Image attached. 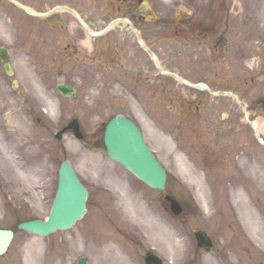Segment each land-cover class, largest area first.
I'll return each instance as SVG.
<instances>
[{"label":"rangeland","instance_id":"obj_1","mask_svg":"<svg viewBox=\"0 0 264 264\" xmlns=\"http://www.w3.org/2000/svg\"><path fill=\"white\" fill-rule=\"evenodd\" d=\"M226 1L235 17L243 16L245 25L259 32L261 43L256 44L262 54L264 0ZM11 27L8 18L0 16V46L9 49L10 63L18 68ZM19 66L20 78L17 73L9 76L0 61V80L4 84L0 88V227H14L21 220L43 218L48 213L57 168L64 158L71 161L89 190L88 212L70 230L47 237L16 230L8 251L0 257V264H74L79 256H85L88 264H97L100 258L97 247L101 244H110L121 256L122 262L111 264H145L144 252L149 248L170 264H255L258 247L244 225L247 220L242 214L248 207L262 219L264 181L258 185L254 177L214 169V173L204 175L206 185L203 175L196 177L188 168L183 170L173 153H168L172 147L167 146L168 140H163L166 135H159L150 121H142V115L134 114L149 146L167 169L168 189L179 198H189L193 204L187 207L185 222L181 223L163 203V192L160 191L159 207L158 192L108 158L103 147L97 149L81 143L71 133H66L61 141L55 138L58 129L71 117H77L88 135L87 141L98 142L101 121L109 116V108L117 103L127 111L124 102L119 103L124 100L120 95L125 92L123 88L119 87L114 94L112 90L100 94L80 86L77 97L71 99L55 90L59 82L48 79L44 67L41 74L37 68L32 67L33 72L23 64ZM39 77L42 79L38 80ZM13 81L24 95L18 89L13 90ZM125 83L132 88V82ZM130 100L132 107L137 105L134 99ZM259 117L264 121V114ZM245 154L246 159L241 157L239 163L249 172V155ZM261 154L264 155L262 150ZM262 155L254 157L260 170H264ZM225 161L229 170H233L232 157ZM211 162L207 164L208 170L218 164ZM238 184L243 188L244 209L238 208L230 197V186ZM202 196L209 208L203 207ZM199 228L213 240L209 252L196 245L193 233ZM262 233L264 236V229ZM32 249L38 253L35 263L27 260Z\"/></svg>","mask_w":264,"mask_h":264},{"label":"flooded vegetation","instance_id":"obj_2","mask_svg":"<svg viewBox=\"0 0 264 264\" xmlns=\"http://www.w3.org/2000/svg\"><path fill=\"white\" fill-rule=\"evenodd\" d=\"M15 1L18 64L54 70L48 79L96 82L89 87L98 92L127 91L132 82L144 110L158 128L173 130L176 146L197 167L264 147L242 120L244 110L264 114L263 58L254 57V36L225 0ZM199 82L220 94L212 97ZM255 264L264 261L257 256Z\"/></svg>","mask_w":264,"mask_h":264},{"label":"water","instance_id":"obj_3","mask_svg":"<svg viewBox=\"0 0 264 264\" xmlns=\"http://www.w3.org/2000/svg\"><path fill=\"white\" fill-rule=\"evenodd\" d=\"M57 88L62 94L69 93L72 88L66 84H59ZM67 128H73L80 137L77 121H72ZM61 132L57 134L61 136ZM104 144L108 155L121 162L139 179L153 187L163 188L165 173L161 165L154 158L146 146L139 130L129 119L118 115L108 121L104 132ZM86 190L79 182L68 161H64L59 169V182L56 197L48 221L33 220L18 225L19 228L32 232L47 234L55 229L70 227L75 220L81 218L85 212ZM174 213L180 211L177 202L167 196ZM11 231L0 230V254L6 249L11 238ZM198 245L208 249L210 239L202 231L195 233ZM149 264H161V261L152 253L146 254ZM77 264H86L83 258Z\"/></svg>","mask_w":264,"mask_h":264},{"label":"bare ground","instance_id":"obj_4","mask_svg":"<svg viewBox=\"0 0 264 264\" xmlns=\"http://www.w3.org/2000/svg\"><path fill=\"white\" fill-rule=\"evenodd\" d=\"M258 126H259L258 128L260 129L261 123L259 121H258ZM183 168L185 167L183 166ZM252 168L254 170H258L259 166L257 164H254ZM255 180L259 183H262L264 181V177L263 175H259L255 177ZM230 197L233 203L238 208L244 209L245 201L243 199V188L241 187L240 184L231 188ZM202 202H203L202 203L203 207L209 208L208 202L204 196H202ZM242 215L243 216L245 215L247 220L244 222V225L249 229V232L254 237V240L261 245L264 241V236L262 233V230L264 228V220L261 219L259 216H257L255 212H252L248 207H245ZM249 225H251L252 228H250ZM97 248H98L97 253L99 254L100 257L97 264H111L112 262H122L121 256L117 253L118 251H116V249L110 246L109 244L99 245ZM37 254H38L37 251H35L34 249L30 250V252L27 254V258H28L27 260H29V262L31 263H35L36 261H38ZM110 258L112 260H110Z\"/></svg>","mask_w":264,"mask_h":264}]
</instances>
